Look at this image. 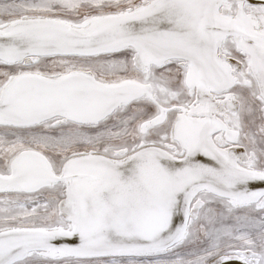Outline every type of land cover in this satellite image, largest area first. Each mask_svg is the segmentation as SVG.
<instances>
[{"label":"snow or ice","instance_id":"1","mask_svg":"<svg viewBox=\"0 0 264 264\" xmlns=\"http://www.w3.org/2000/svg\"><path fill=\"white\" fill-rule=\"evenodd\" d=\"M0 264H264V0H0Z\"/></svg>","mask_w":264,"mask_h":264}]
</instances>
